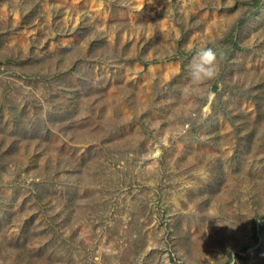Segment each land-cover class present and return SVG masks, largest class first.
<instances>
[{
	"label": "rangeland",
	"instance_id": "374dc122",
	"mask_svg": "<svg viewBox=\"0 0 264 264\" xmlns=\"http://www.w3.org/2000/svg\"><path fill=\"white\" fill-rule=\"evenodd\" d=\"M0 264H264V0H0Z\"/></svg>",
	"mask_w": 264,
	"mask_h": 264
},
{
	"label": "clouds",
	"instance_id": "9594fccd",
	"mask_svg": "<svg viewBox=\"0 0 264 264\" xmlns=\"http://www.w3.org/2000/svg\"><path fill=\"white\" fill-rule=\"evenodd\" d=\"M219 72L217 62V52L211 47L199 49L193 56L188 74L191 81V95L198 96L204 90L208 81L216 78ZM208 220H215L218 227L230 224L227 221H222V216L219 208L215 205H210L207 211Z\"/></svg>",
	"mask_w": 264,
	"mask_h": 264
}]
</instances>
